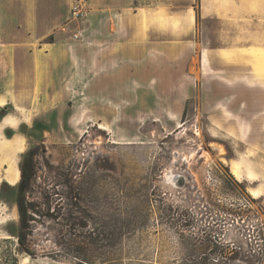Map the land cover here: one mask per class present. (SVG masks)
I'll list each match as a JSON object with an SVG mask.
<instances>
[{
	"label": "rangeland",
	"instance_id": "374dc122",
	"mask_svg": "<svg viewBox=\"0 0 264 264\" xmlns=\"http://www.w3.org/2000/svg\"><path fill=\"white\" fill-rule=\"evenodd\" d=\"M249 5L253 32L197 0H0V238L17 223L5 172L29 150L34 196L56 193V261L19 264H264L263 89L242 65L264 53V0Z\"/></svg>",
	"mask_w": 264,
	"mask_h": 264
},
{
	"label": "trees",
	"instance_id": "16d2710c",
	"mask_svg": "<svg viewBox=\"0 0 264 264\" xmlns=\"http://www.w3.org/2000/svg\"><path fill=\"white\" fill-rule=\"evenodd\" d=\"M199 1V0H197ZM36 149L29 150L23 155L19 163L20 177L15 187V208L17 213V223L15 232H9L7 237L0 238V264H19L20 259L29 258H51L56 261L58 250L48 249L47 244L52 243L55 247L59 244L56 237H50L52 223H56L54 210L51 212V205L56 202L54 191L50 193L39 192V196H34V185L37 181L36 172ZM6 182H2L1 190ZM73 199L80 202L79 195H74ZM72 204L78 208L80 219L78 222H69V226H77L82 231L87 228L88 211L80 203ZM40 228L44 229L42 231ZM88 241V235H80Z\"/></svg>",
	"mask_w": 264,
	"mask_h": 264
},
{
	"label": "crops",
	"instance_id": "0c3cea01",
	"mask_svg": "<svg viewBox=\"0 0 264 264\" xmlns=\"http://www.w3.org/2000/svg\"><path fill=\"white\" fill-rule=\"evenodd\" d=\"M219 1L221 0H199V16L201 19H207V18H213L215 20H223L221 17L224 14V12L227 10L229 13L228 16L231 18H235L236 20H245L246 24L244 25L246 27V31H248V28H251L252 32L254 30V25L249 24L248 20L253 21L254 12L251 10L249 1L251 0H231L232 2L228 4V8H225L224 5L220 6ZM242 17V19H240ZM242 22V21H241ZM257 33L264 32V26H262ZM264 50V47L261 46ZM206 58V57H205ZM202 60V59H201ZM252 60V61H251ZM245 66V69L247 70L246 79L247 81L251 80L254 81L257 85V83H260L259 86L262 87V101H263V108L261 111L264 113V53H259L257 56H254L250 58V63L245 62V64H242ZM211 63L207 59H203L200 63V68H203V71L205 74L209 73ZM208 69V70H207ZM255 70L258 71L260 78L255 76ZM255 85V86H256ZM258 86V85H257ZM3 98V97H0ZM5 104V102H2ZM16 109V108H15ZM16 110L21 109L17 107ZM247 112L249 111L246 109ZM5 118L2 119V124L5 125ZM264 128V126H262Z\"/></svg>",
	"mask_w": 264,
	"mask_h": 264
},
{
	"label": "bare ground",
	"instance_id": "6f19581e",
	"mask_svg": "<svg viewBox=\"0 0 264 264\" xmlns=\"http://www.w3.org/2000/svg\"><path fill=\"white\" fill-rule=\"evenodd\" d=\"M232 174L235 178H239L240 176L239 172L236 169L232 170ZM19 177H20V172L17 166L11 165L5 172L6 180L13 185H16L18 183Z\"/></svg>",
	"mask_w": 264,
	"mask_h": 264
},
{
	"label": "built area",
	"instance_id": "2783aa9c",
	"mask_svg": "<svg viewBox=\"0 0 264 264\" xmlns=\"http://www.w3.org/2000/svg\"><path fill=\"white\" fill-rule=\"evenodd\" d=\"M80 1H83V2H85V1H87V0H80Z\"/></svg>",
	"mask_w": 264,
	"mask_h": 264
}]
</instances>
